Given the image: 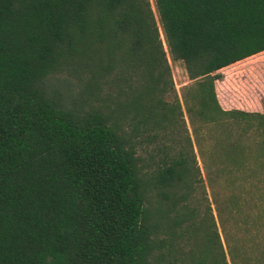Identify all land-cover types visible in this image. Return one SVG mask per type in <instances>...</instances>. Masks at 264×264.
<instances>
[{
    "label": "trees",
    "instance_id": "obj_1",
    "mask_svg": "<svg viewBox=\"0 0 264 264\" xmlns=\"http://www.w3.org/2000/svg\"><path fill=\"white\" fill-rule=\"evenodd\" d=\"M153 3L0 0V264H264V0Z\"/></svg>",
    "mask_w": 264,
    "mask_h": 264
},
{
    "label": "rangeland",
    "instance_id": "obj_2",
    "mask_svg": "<svg viewBox=\"0 0 264 264\" xmlns=\"http://www.w3.org/2000/svg\"><path fill=\"white\" fill-rule=\"evenodd\" d=\"M150 1L154 9L153 0ZM169 63L171 67L174 87L180 101L182 102V95L187 92L186 86H190L192 83L188 80L182 63L173 62L171 60H169ZM219 73L223 75L224 81L228 75V80L226 81L227 92L224 95V101L228 104L227 107L236 108L242 106L243 104L253 106L260 102L259 97L264 95V53L258 54L255 57L246 59L240 63H236L235 65L224 68L220 70ZM262 104L264 107V99H262ZM184 119L186 120L189 136L193 142V151L196 155L198 165L200 166V168H202L198 147L195 145L194 135L188 123L185 111ZM202 135V148L204 152L207 151L208 141L206 130L203 131ZM249 135L251 136V134ZM201 170L202 175L204 176L205 172L203 171V169Z\"/></svg>",
    "mask_w": 264,
    "mask_h": 264
},
{
    "label": "crops",
    "instance_id": "obj_3",
    "mask_svg": "<svg viewBox=\"0 0 264 264\" xmlns=\"http://www.w3.org/2000/svg\"><path fill=\"white\" fill-rule=\"evenodd\" d=\"M262 53H264V52H262ZM255 56H252V57H255ZM252 57H250V58H252ZM247 59H249V58H247ZM240 62H242V61H240ZM240 62H237V63H240ZM235 64H233V65H235ZM227 80H228V75H227L225 81H224V78H223L221 81H216L215 82L216 83V86H215L216 96H217L218 102H219V104H220V106H221V108L223 110H240V111H244V112H248V113H262L263 112L262 99H264V95L260 96L259 97L260 98V102H258L257 104H255L253 106H249L247 104H243L242 106L236 107V108L227 107L228 104L224 101V95L227 92V88H226V81Z\"/></svg>",
    "mask_w": 264,
    "mask_h": 264
}]
</instances>
